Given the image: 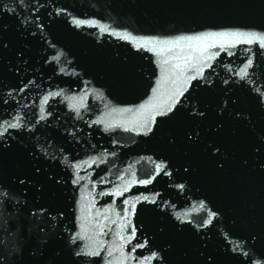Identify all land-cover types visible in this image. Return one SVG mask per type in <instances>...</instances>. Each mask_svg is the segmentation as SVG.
<instances>
[{
	"label": "water",
	"instance_id": "obj_1",
	"mask_svg": "<svg viewBox=\"0 0 264 264\" xmlns=\"http://www.w3.org/2000/svg\"><path fill=\"white\" fill-rule=\"evenodd\" d=\"M262 39L264 0H0V264H264Z\"/></svg>",
	"mask_w": 264,
	"mask_h": 264
},
{
	"label": "snow or ice",
	"instance_id": "obj_2",
	"mask_svg": "<svg viewBox=\"0 0 264 264\" xmlns=\"http://www.w3.org/2000/svg\"><path fill=\"white\" fill-rule=\"evenodd\" d=\"M75 23H76L77 26H79L83 22L80 21V20H76ZM100 31L101 32H104L105 31V28L104 27H101L100 28ZM231 35H232V38L233 39H236L238 37H243V42H246V43H251L252 41H254V40L257 39L254 35L244 36V34H237V33H233ZM223 36H224V34H220V38H223ZM197 39H205V38L204 37H199ZM207 39H215V37L214 36H210V37H207ZM260 44H261V47H264V39H262L260 41ZM241 71L243 72V69ZM146 107L147 108H151L152 105H147ZM169 110H171V109L169 108ZM41 118H43V117H41ZM17 126H18L17 124H9L8 125L9 128H16ZM3 135H4V133L3 132H0V136H3ZM157 168L159 169L160 168V165H157Z\"/></svg>",
	"mask_w": 264,
	"mask_h": 264
}]
</instances>
